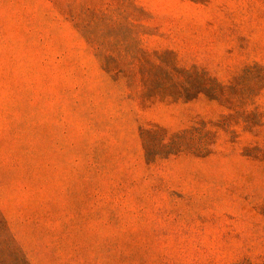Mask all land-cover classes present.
<instances>
[{
    "label": "rangeland",
    "instance_id": "obj_1",
    "mask_svg": "<svg viewBox=\"0 0 264 264\" xmlns=\"http://www.w3.org/2000/svg\"><path fill=\"white\" fill-rule=\"evenodd\" d=\"M0 264H264V0H0Z\"/></svg>",
    "mask_w": 264,
    "mask_h": 264
}]
</instances>
